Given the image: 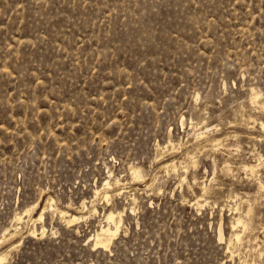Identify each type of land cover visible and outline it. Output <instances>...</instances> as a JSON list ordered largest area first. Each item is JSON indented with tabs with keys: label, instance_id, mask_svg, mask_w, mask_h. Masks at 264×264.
<instances>
[{
	"label": "rangeland",
	"instance_id": "374dc122",
	"mask_svg": "<svg viewBox=\"0 0 264 264\" xmlns=\"http://www.w3.org/2000/svg\"><path fill=\"white\" fill-rule=\"evenodd\" d=\"M262 120L264 0H0V264H264Z\"/></svg>",
	"mask_w": 264,
	"mask_h": 264
},
{
	"label": "bare ground",
	"instance_id": "6f19581e",
	"mask_svg": "<svg viewBox=\"0 0 264 264\" xmlns=\"http://www.w3.org/2000/svg\"><path fill=\"white\" fill-rule=\"evenodd\" d=\"M258 97H259V94L256 93V92H253L252 93V97H251L252 102H254V103H260L261 101L258 99ZM249 120H250V118H249ZM259 127H260V130L262 132H264V121L263 120L259 122ZM198 141H199V139H198ZM211 141H214V144L213 145H216V144H218V142L220 140L217 141V139L216 140L215 139H211ZM169 142H170V140H169ZM256 166L257 165H255V164L245 165V167L248 170H250L252 173L254 172ZM130 170H131L130 173L132 174V176L134 177V179H138V178L142 177L140 168L131 166L130 167ZM119 179L120 178L115 177L114 183L115 184H119ZM182 179H184V177ZM258 186H259V188L264 189V183L261 180H258ZM109 187H111V182H110V180H106L104 182L102 188H101L102 190H99L98 188H96L95 189V193L96 194H99L100 191H101L102 197H104L105 200H108L110 198V196H111V194L109 193V190H108ZM208 188L209 187H207L206 185H204L202 187V195L208 192ZM120 192H121L120 189H117L114 194L117 195ZM198 201H199V197L196 199L195 202L198 204L199 203ZM47 206H49L53 210V212L59 213L60 216H62V217L67 216L66 217V222H68V223H71V222H74V221H78L79 219L81 220V218L84 219L85 216H86V215H77V214H74V213H69L67 210L58 209L57 207H53L52 208V198L51 197H49L47 199V203L45 204L44 208H46ZM82 207L83 208H86V205L84 204V202H82ZM30 210H31V208L30 209H26V211H30ZM92 210L95 211V208H92ZM43 211H44V209L38 214V216H37L36 219L41 220L43 218ZM122 213H124L123 212V209L122 210L109 209L105 213V220H106L107 223H106V225L100 226L99 230L94 233V235L92 237L93 238V245H98V246L104 247V248H106V247L109 246L112 237L114 235H116V233H118L117 231H118V228L120 227V224H121V219H122L121 218V214ZM17 219H21V216H17ZM248 226H249V221L246 220V219H242L240 217V215H238L236 217H233V219L231 221V227H232V236H233V239H234L235 243L236 242L240 243L239 241L241 240V237L244 234V232L246 231V229L248 228ZM237 227H240V229H237ZM30 233L34 234L35 233V228H33L32 230H30ZM4 234H3V236H4ZM221 234L222 233L219 232V235H221ZM5 257H6V254H0V262L2 260H4ZM242 264H248V263H247L246 260L243 259L242 260ZM254 264H256V263H254Z\"/></svg>",
	"mask_w": 264,
	"mask_h": 264
}]
</instances>
